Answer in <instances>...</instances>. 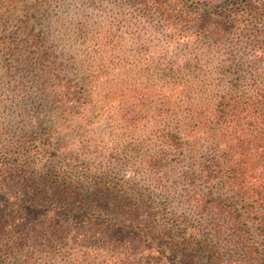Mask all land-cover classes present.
<instances>
[{
	"label": "rangeland",
	"instance_id": "1",
	"mask_svg": "<svg viewBox=\"0 0 264 264\" xmlns=\"http://www.w3.org/2000/svg\"><path fill=\"white\" fill-rule=\"evenodd\" d=\"M32 3L39 4L30 14L36 13L33 24L42 32V41L26 51L29 66L8 70L12 51L18 47L25 53L27 48L23 9ZM230 3L208 0L202 7L209 11L216 6L214 10L223 13ZM141 15L140 8L126 0H0V161L15 145L27 143V148L37 149L53 133L51 141L64 144L68 151L54 159L38 150L29 161L33 170L55 172L65 182H82L88 170L94 177L105 174L119 190L129 187L131 194L139 195L130 202L137 211L135 219L152 228L153 243L167 249L165 254L161 248L152 253L112 244L108 252L96 253L97 245L81 242L88 227L75 218L44 235L34 223L22 229L0 219V250L7 242L13 250L14 244L23 243L15 251L24 257L18 255L9 264H162V254L167 261L173 255L189 264H249L244 262L248 249L256 256L252 264H264V62L254 63V51L230 33L238 26L228 20L222 23L226 30L222 38L204 36L175 44L170 35L163 36L169 33L157 21L156 29L141 31L148 19L139 20L136 36L128 35L125 30ZM240 28L253 29L260 37L264 18ZM101 29L111 33L112 46L119 45L120 38L125 39L124 46L92 52ZM52 70L63 88L72 87L71 93L78 96L61 98L58 88L50 89L52 76L46 72ZM181 85L189 91L175 97ZM174 102L183 109L193 102L203 110L223 103L229 112L220 121L206 113V130H216V137L202 136L198 146L175 154L167 143L168 133L182 127L184 119L171 110ZM253 102L255 108L248 110ZM226 125L236 135L243 132L238 136L247 142L257 134V145L248 152L237 144L225 150L218 138ZM152 157L160 159L154 169L146 163ZM211 158L221 166H215L217 179L204 187L200 170ZM189 171L197 176L189 188L194 189L192 194L208 195V205L220 203L221 209L199 212L184 183ZM30 186L19 185L15 195L26 200L34 193ZM46 198L56 200L50 191ZM79 199V209L87 211L89 203L82 194ZM121 211L120 215L127 210ZM128 231L117 236L119 242ZM210 249L216 250L219 261L206 258Z\"/></svg>",
	"mask_w": 264,
	"mask_h": 264
},
{
	"label": "trees",
	"instance_id": "2",
	"mask_svg": "<svg viewBox=\"0 0 264 264\" xmlns=\"http://www.w3.org/2000/svg\"><path fill=\"white\" fill-rule=\"evenodd\" d=\"M137 6L141 10L142 19H134L137 21H132L127 31L128 35L136 36L139 31L140 24L139 20H143L150 24V28H141V31L148 32L149 29H156L157 24L162 23L163 27L167 33L163 36L170 35V39L175 44H188L189 41L194 39L199 40V38L207 37L210 39L222 38L225 36V28L222 23H227L226 20L231 22L233 26H238L235 30L232 28V32L237 39L241 40L242 44H245L246 48H252L254 51V63L259 64L264 62V34H257V31L253 29L240 28L243 25H250L251 23L264 18V0H229L231 8L228 12L219 13L215 11V7L210 6L209 11L202 7L203 2L208 0H126ZM35 5L39 6L37 3H32L26 6L24 11L25 18V31H26V50L25 53L18 52V47L12 51L10 55L13 58V64L7 65V69L10 70L11 66H14L16 71L21 70V68L26 65L29 66L32 61L25 55L29 48L37 47L39 42L42 41V32L37 30L33 21L36 20V13L30 14L31 8ZM8 10L15 11V8L9 7ZM149 18L153 19V23H149ZM162 27V30H163ZM262 32V31H259ZM264 33V32H263ZM107 31L101 29L97 35L94 37L93 44L91 46L92 52L102 51L103 53L108 51H113L116 48L120 50L124 45L125 39L120 38L122 41L119 45L112 46L111 43V33L106 35ZM14 41V40H12ZM232 54V52L230 53ZM233 55V54H232ZM43 57L47 58V53H43ZM36 68H39V63H33ZM38 66V67H37ZM41 68V66H40ZM255 69L252 66V70ZM40 73V70L38 71ZM38 73V74H39ZM49 75L52 76L51 87L58 88L59 97L61 98H75L78 96V92L71 93V88H63L60 81L62 80L60 76L54 71H48ZM44 88V93L42 95L46 96V85L42 84ZM189 91L187 85H181L179 89L176 90L174 94L175 97H180L185 94V91ZM43 96V97H44ZM227 97H221L222 102H225ZM56 102L57 98H56ZM259 103V102H258ZM257 103V104H258ZM232 106V105H229ZM236 105L233 110L237 111ZM255 108V102L249 107L248 110H253ZM171 110L175 115L180 114L184 119V125L178 129H173L168 133L167 143L169 147L176 150L175 154H179V150L195 148L200 144L201 137L208 136L210 138L216 137L217 131L213 130L209 133L206 130L207 122L206 113L208 115H216L215 117L220 121V118L227 117L228 108L224 106L223 103H219L212 108L211 106L203 110L198 105L193 102L186 103L185 108H181L178 103H171ZM221 136L218 138L222 143V147L230 151L234 145H238L241 149L246 148L245 152L251 150V148L257 145V137L250 142L243 140L240 136L243 132L237 135L233 133L230 129V125H226L222 129ZM52 133V132H51ZM53 133L48 135L44 142H40L37 149L27 148V143H21L18 146H14V151L6 152L1 155L0 161V219L3 223L12 222L15 227L22 228L29 223H34L41 230V234L44 235L46 232L54 233L57 230L62 229L65 225H69L71 218L74 220H79L87 228V233L81 240V242L89 241L93 245H97L94 250L96 253L108 252L109 245L116 247H122L128 249L132 247L137 250H144L145 252H154L156 248H161L160 251L165 254V248L163 246H156L153 243L152 228L148 229V226L144 221L135 219L137 211H134L132 203L139 199V195L135 192H130L129 187H124L123 189H118V187L110 180L105 178V174L102 177H94L88 170L85 171L82 178L84 180L76 182H65L63 177L61 178L55 172H42L37 173L33 170L30 165V159L33 156L39 154V151L45 154H51L54 159L59 158V155L64 151H68V147L64 144L55 145L51 140H53ZM260 142V139H258ZM251 146V148H249ZM54 147L57 148L53 149ZM5 150V149H4ZM39 150V151H38ZM180 159V158H179ZM178 159V160H179ZM160 163V159L152 157L150 161H147L148 167H154ZM215 166H221V162L214 158L204 163L201 167L200 173L202 179L204 180V187L211 185L215 179H217L218 169ZM223 167V166H222ZM224 170V167L221 169ZM237 173L242 172V170H235ZM216 174V176H215ZM200 177V175H199ZM197 179V176L191 174V172H186L184 174V183L187 185V192L191 193L188 196L191 201L196 202L197 208L200 213L209 212L212 213L214 210L221 209L222 204L219 205H208L206 200L208 199L206 195L192 194L194 189H189L192 180ZM82 180V179H81ZM30 184L34 188V193L26 200H22L19 196L15 195V190L19 185ZM50 191L56 200L46 201L47 192ZM80 194H82V199L84 202H88L87 211H82L76 204L80 201ZM211 195V193H210ZM205 198V199H204ZM134 205V204H133ZM212 206V207H209ZM209 207V208H208ZM126 209L127 211L122 213L123 217H120L121 210ZM126 215V216H125ZM125 216V217H124ZM1 222V221H0ZM80 226V224H78ZM150 226V225H149ZM215 231H218V225L213 224ZM127 232L128 237H125L121 242L117 238L120 233ZM149 230V231H148ZM23 237L20 236V239ZM244 238V237H242ZM150 240L151 243L147 246H143L142 242L145 243L146 240ZM119 240V241H118ZM137 240V241H136ZM105 243V245H100ZM9 242L5 243L3 248L0 250V264H9L14 258L19 257L22 259L24 255L22 253H17L15 250L22 249L23 243L14 244V250L12 248L6 247ZM208 258L210 261H219L220 257L214 249L207 250ZM142 253V252H141ZM254 252L252 249H248L244 259L245 263H255L256 256H253ZM169 256V255H168ZM160 260L162 264H189L180 261L177 257L170 255L168 261L165 255H161ZM130 260V259H129ZM22 264V263H21ZM109 264V263H107ZM111 264V263H110ZM115 264V263H114ZM120 264H133V262H124Z\"/></svg>",
	"mask_w": 264,
	"mask_h": 264
}]
</instances>
